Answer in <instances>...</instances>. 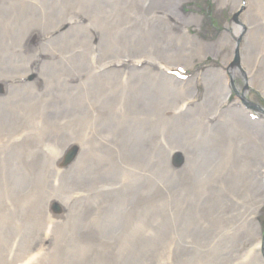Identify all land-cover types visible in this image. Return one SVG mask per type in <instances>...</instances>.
<instances>
[{"label": "rangeland", "instance_id": "1", "mask_svg": "<svg viewBox=\"0 0 264 264\" xmlns=\"http://www.w3.org/2000/svg\"><path fill=\"white\" fill-rule=\"evenodd\" d=\"M136 1L0 0V26L16 30L18 43L30 30L39 29L43 45L62 66L49 74L48 82L36 79L40 99L32 86L23 84L26 75L36 77L28 61L37 48L27 53L19 49L9 66L12 71L5 75L11 91L0 79V110H7L0 117V264H241L255 252H260L253 255L261 261L255 264H264V209L258 218L260 234L250 222L258 212L246 179L254 175L262 180L256 160L244 155L226 170L223 163L232 158L218 157L219 164L215 159L202 173L194 169L190 179L177 172L183 151H171L162 166L159 162L158 151L169 148L172 135L191 139V147L211 139L210 108L201 113L199 107L188 125L174 131L161 127L160 120L149 125L143 144L148 159L141 160L133 157L132 136L125 134L144 127L145 116L132 107L131 112L126 103L101 106L108 97H120V85L130 86L135 73L154 74L150 61L159 62L160 56L167 63L197 60L192 40L175 51H162L184 36L174 35L177 30L172 29L162 38L147 36V16ZM252 2L261 10L256 12L263 29L264 0ZM186 11L201 16L189 33L206 40L219 39L228 24L242 21L230 3L220 9L218 0H190ZM69 25L78 26V36H72ZM61 27L68 32L58 40ZM137 34L147 39L138 51L152 53L154 60L122 58L121 48L128 49ZM234 45L241 50L244 40L237 38ZM259 46L264 62V46ZM72 54L79 57L76 64L65 60ZM74 66L78 70L72 71ZM65 78L78 92H61ZM93 82L98 94L89 90ZM245 84L243 76L234 83L240 89ZM199 86L198 101L204 90ZM251 93L253 105L264 109V91L255 87ZM181 95L187 98L181 105L192 100L185 89H173L174 98ZM86 101L97 107L94 112ZM151 112L155 115L157 108ZM94 114L100 118L99 127L91 123ZM74 152L75 159L67 164ZM197 153L209 157L214 149L200 148Z\"/></svg>", "mask_w": 264, "mask_h": 264}, {"label": "bare ground", "instance_id": "2", "mask_svg": "<svg viewBox=\"0 0 264 264\" xmlns=\"http://www.w3.org/2000/svg\"><path fill=\"white\" fill-rule=\"evenodd\" d=\"M189 1L190 0H137L136 2L142 9V13L147 16L144 17L148 25L147 36L162 38L165 37L163 32L170 29L180 32L173 31L174 35L184 36H181V42H173L170 46L163 48L162 51L166 49H173L175 51L180 46H185L184 42L192 40L193 46L198 49V60L189 61L174 59V61L185 65L195 73L194 76L186 83L180 82L175 80L172 76H166L162 73L164 70L163 68L169 66V63L161 62L162 58L158 59L159 62L150 61L151 73L154 74L149 76L145 71L135 73L131 79L130 86L126 84L120 85V97H108L102 100L101 106L110 104V102L126 103L130 105L128 109L131 112L133 111L131 110L132 107L137 111V114L142 113L145 116L143 123H146V125L144 127L134 128L125 134L127 137L132 136L133 157L141 160L148 159L143 144L146 141V133L149 131V125L160 120L162 122L161 127L167 125L169 127L166 129L167 131H174L177 128H184L185 125H188L189 120L198 113L199 107H201V113L207 108H210L207 119L211 126L212 135L210 141H213V144L210 142H201L193 147L195 150L198 148L206 149L212 146L210 148L214 149V156H209L210 161L205 160L209 158L207 154L201 157H198L200 155L197 156L198 153L194 152L191 147V144H193L191 139L185 138L183 134H176L175 136L172 135L169 148L158 151V158L161 166L163 161L169 159L171 151H183L182 154L185 157V163L177 172L179 175L183 176L182 178L184 179H190L191 172L194 169L197 170L198 173H202L203 169L214 163L213 161L218 157H224L222 161L227 160V158H232L227 163H223L224 169L229 170L228 166L232 161H238L242 159V156L248 155V157L256 160L261 165V170L263 171L264 116H259L258 119L253 120L250 116L251 110L249 105L240 108L241 102L238 101L242 99L247 100L249 104L252 102V93L249 91V88L258 87L264 91V62L262 60L260 61L263 50L259 49L260 43L264 46V18L261 19L263 20L261 21L263 29H260V24H258L257 21V18H259L258 11L256 12L259 6L257 7L254 2L251 4V0H218V7L220 9L230 3L232 11L238 14L242 20L241 26L228 24L222 37L217 40H206L197 34L191 35L189 33L190 26L197 25L198 22H201V16L197 13L184 11ZM244 1L245 6H242ZM155 12L158 13V15H156ZM242 25H244V28ZM69 28L73 31L72 36L75 37L79 35L80 30L78 26L72 27L69 25ZM67 32L68 29L64 28L57 36L58 40L65 38ZM239 37H243L244 46H242L239 52V64L232 66L230 61H232L234 56V40ZM175 40H178V38ZM42 41L39 29L30 30L22 41L18 43L16 30L11 27L0 26V79L5 81L9 91L12 89V84L5 75L12 71V68H9V66L15 61L19 49L27 53L37 48V54L28 61V67L36 73L35 80L25 84V86L33 87L37 99H40L41 92L36 85V79L40 80L44 77L45 81L48 82L49 74L56 68H62L60 62L52 58L51 52L46 49ZM143 42H147L146 37L138 36L137 34L129 40L128 47L130 46V49L121 48L120 52H123L122 58L125 62L135 57L153 58L150 52L142 51L138 53L137 49L142 46ZM105 43L107 42L105 41ZM171 45H173V48ZM103 53L105 54L106 51ZM207 56L214 58V61L220 59L222 65L217 63L218 66H215L213 65L214 61H212L201 71L200 67ZM191 57L192 56H190V58ZM78 59L79 57L75 54L65 58L69 64H76ZM226 65H229L231 70L223 67ZM157 68H159V70L155 73V69ZM76 70H78L77 66L72 67V71ZM165 70L168 72L169 67L165 68ZM244 74L246 75L245 85L248 87V91L244 92L242 91L243 88H236L235 92L238 97L233 101L234 99L232 96L235 93L232 92L234 85L231 86V83L234 84L235 80ZM198 78H201L204 82V91L200 93L201 100L199 101L197 98ZM59 88L61 92H78L74 85L66 78L59 85ZM175 88L185 89L187 96L192 99L189 103L185 104L188 107L187 109H184L185 107L183 105L180 106V102L187 100V98L182 95L181 97H173V89ZM82 90L86 97L92 99V96L86 92L85 88H82ZM89 90L94 94H98L99 92L94 82L89 86ZM86 102L88 109L94 112L97 107L88 101ZM154 107L157 108L155 115L151 112ZM2 111L7 110L1 109L0 117ZM142 114L136 116L142 119ZM91 123L95 127H99L101 123L100 118L94 114L91 118ZM100 129L101 128L96 129L94 132L99 134ZM229 138L239 140L245 147L240 149L237 145L238 142L232 145ZM149 139H154L152 134H150ZM215 145L217 147H215ZM155 162L158 165V161L156 160ZM219 162L220 160L217 159L216 164H219ZM53 167H55V163ZM195 174L196 173L193 172L192 176ZM260 175L262 179L260 181L252 178L254 175L249 177L246 176V179L250 182L251 187L249 188L256 195V212H258L250 219V222L256 223L261 233L258 218H261L263 215L261 213H263L264 209V188L262 187L264 184V176L263 173H260ZM47 198L48 197L43 200L48 201ZM259 253L260 252H255L247 255V259L241 264H255L254 260L257 259H255L253 254L259 255ZM257 261L261 263L260 260Z\"/></svg>", "mask_w": 264, "mask_h": 264}]
</instances>
